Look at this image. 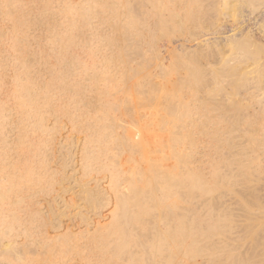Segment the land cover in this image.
<instances>
[{
    "label": "bare ground",
    "instance_id": "1",
    "mask_svg": "<svg viewBox=\"0 0 264 264\" xmlns=\"http://www.w3.org/2000/svg\"><path fill=\"white\" fill-rule=\"evenodd\" d=\"M222 1L0 0V264H264V0L198 35Z\"/></svg>",
    "mask_w": 264,
    "mask_h": 264
},
{
    "label": "rangeland",
    "instance_id": "2",
    "mask_svg": "<svg viewBox=\"0 0 264 264\" xmlns=\"http://www.w3.org/2000/svg\"><path fill=\"white\" fill-rule=\"evenodd\" d=\"M221 1H222V0H221ZM226 1H227V0H226ZM229 1L231 2V5H233L232 8H231V5H230V2H229ZM229 1H228L229 3L226 2L227 5L229 4L228 6L226 5L227 7H224V5L222 4L223 2H225V0H223L222 2H219V3H220L219 5H218V4L216 5V6H220V8H221L222 6H223L225 9L227 8V9H226V12H228V14H227L226 12L224 13V10L222 9L221 11H223V12H221L220 15L217 16L218 19H217V17H215V16L213 17V16H212V18L209 19L210 22H206V24H205V28H204V29H201V30L198 31V33H199L198 35H200V36H204V35L207 34L206 37H209V36H210V37H215L216 35H218V34H217L218 32H221V34H222V32H223V34H224V33H225V34H228L229 32L231 33V30L233 29L232 27H237V26L241 25L240 27H242V28L244 29V30L242 29V31H243L244 33L247 31V32L249 33V34H248V33L243 34L242 37H244V35L247 34L246 37H247V36H248V37H251V39H249V38H248V39L252 41V36H251V35H252V33L254 32V33H253V36H256V37L259 38V37H260V32H259L258 24H256V23H255V24H252V23H254V22H256V21L254 20V22H252L253 20H252V14H251V12L253 11V9H252V6H249L250 3H244V2H242L241 0H232L233 3H232L231 0H229ZM237 1H238V3H237ZM239 1L242 2L243 4L240 3ZM256 2H257V1H255L254 3H255V5L258 7V10L255 8L256 6H254L253 8L256 9V10L258 11V13H259L260 10H262V9L264 8V7H263V6H264V2H263V1H259L257 4H256ZM221 4H222V5H221ZM241 4H242V5H241ZM185 6H188L189 9H193V8L195 7L194 4H192V5L186 4ZM223 7H222V8H223ZM259 7H260V8H259ZM229 8H230V9H229ZM233 8H234V9H233ZM236 9H237V10H236ZM259 9H260V10H259ZM228 10H229V11H228ZM251 10H252V11H251ZM263 10H264V9H263ZM232 11H233V12H232ZM231 13H232V15H231ZM225 16H226V17H225ZM237 16H238V17H237ZM227 17H228L229 19H228ZM240 17H241V18H240ZM257 17H259V16H257ZM260 17L262 18V17H264V16H263V15H262V16L260 15ZM237 18H239L240 20H239V19L237 20ZM261 18H260V20H259V18H258V20L261 21V20L263 19V18H262V19H261ZM216 19L219 20V21H217ZM235 19H236V20H235ZM250 19H251V20H250ZM241 20H242L243 22H242ZM247 20H248V21H247ZM141 21H143V20H141ZM263 21H264V20H263ZM217 22H218V23H217ZM238 22H239L240 24H239ZM245 22H246V23H245ZM242 23H243V24H242ZM259 23H260V22H259ZM262 24H263V23H262ZM214 25H216V26H214ZM242 25H243V26H242ZM252 25H256V27H255V26H252ZM213 26H214V27H213ZM229 27H230V28H229ZM213 28H214V29H213ZM245 28H246V29H245ZM250 28H251L252 30H250ZM255 28H256V29H255ZM34 29L37 30L38 28H35V27H34ZM34 29H33V31H32V29H31L32 32H30V34L33 33L32 35H34V34H35V35H37V34L40 35L39 31H41V30L44 31L45 28H42V27H41L37 32H36V30H35V32H34ZM197 30H198V29H197ZM203 30H204V31H203ZM218 30H219V31H218ZM248 30H250V31H248ZM217 31H218V32H217ZM41 32H42V31H41ZM45 32H46V30H45ZM45 32H43V33H45ZM200 32L203 33V34H201ZM46 33H47V32H46ZM194 35H197V34H194ZM249 35H250V36H249ZM223 38H225V37H223ZM158 39H159V38H156V39H155V40H156V43H157ZM212 39H213V38H212ZM221 40L223 41V43H222V41H221V44H220V45H221V47H222V46L224 47V48H222V50H223V49L225 50V51L223 50L224 53L222 52V54H218L217 51H215L216 49H215V48L213 49L212 47H211V48H208V47H202V48H201L202 50H201V49H199L196 45H193V46H192V49L195 48V47H197V48H196L197 51H198V49H199V52H200V53L205 54L206 57L208 56L209 58H211V62H209V64H211L212 62L214 63L215 61H218V59H220L219 57H221V55H223V54H224V56H225L226 54L230 55L231 52H232V49L235 50L234 47H232V46L226 44V43H228L227 41H224L223 39H221ZM151 42H152V41H151ZM224 43H225V44H224ZM251 43H252V42H251ZM222 44H223V45H222ZM224 45H226V46H224ZM227 45H228V47H229V46H230V47L228 48ZM194 46H195V47H194ZM207 48H208L209 50H208ZM210 49H211V50H210ZM193 50H195V49H193ZM196 50H195V51H196ZM212 50H214V51H212ZM201 51H202V52H201ZM208 51H209V53H208ZM225 52H226V54H225ZM151 53H152V54H150V52H149V53H147V54L145 55V58H144V61H145V62H144V63L149 64L150 66H145L146 69H145L144 72L142 71L143 74H141V77H142V75H144V76L142 77V78H144V79H146L145 77L148 78V76H153V77H154V76H157L156 74H159V75H160V72H161V75H162V76L165 75V77H167L166 73L169 72V77L172 78V80H173V81H172V80H171V81L174 82V80H175V83L170 84L171 82H169V84L166 85V86H165L164 88H162V89H161L162 86H159L161 90H160L159 87H158V91H157L156 89H154V91H152V93L155 92V90H156L157 93L155 92L156 95L154 94V97H155V99L157 98L156 100H158V101L161 100V101H159V102H162V100H166V98H168V96L170 97V96H172V95L174 96V97H173V100H174V99L178 96V94L181 92V94H180L181 97H180V95H179L178 99H176V100L178 101V100L181 98V101L179 100V101L181 102V105H178V107H179V106L181 107L182 104H183L182 101L185 102L184 99H182V97H184L186 100H188L190 96H191V98H192V95H189V94H194V93L197 94V92L199 91V90H198L199 88L197 89L198 91L195 89L197 85L194 83V81H193V80L191 79V77L189 76L190 73L187 74L188 71L193 70V69L191 68L192 65H193V67L195 68L194 65H196V64L194 63V61H190V62H193V63H194V64L192 63V65L190 66V65H189V64H190L189 60H190L191 58H188L189 60L187 61V57H188V56L186 57V53H184V52H180V51H179V55H178V56H179V58H180L182 64H179L180 60H179L178 56H177V55H176V56L174 55L175 57H174V56H173V57H174L175 59H178V60H177L178 62H177L175 59H173V57H172V58L169 57V58L167 59V61H169V62L166 61V64H165V68H168L169 71H168L167 69L162 68V67H160L161 69L157 68V69H158V71H157V69H155V68H151V65H152V64H153V65L156 64L155 61H157V63H158V62H159V58H158V55L156 54V52H153V51H152ZM181 53H183V55L185 54L186 59H185V57H182L183 55H181ZM176 54H178V52H177ZM209 54H210V55H209ZM149 55H150V56H149ZM187 55H190V54H187ZM147 56H149V57L151 58V60H150L149 57H148V59H147ZM180 56H181V57H180ZM210 56H212V57H210ZM215 56L218 57V58L215 59V58H216ZM224 56H223V57H224ZM226 56H227V55H226ZM176 57H177V58H176ZM190 57H191V56H190ZM170 58H171V60H170ZM146 59H147V61H148V60H150V61L147 62ZM183 59H185V60H183ZM212 59H213V61H212ZM172 60H175L177 63H176L175 61H172ZM170 62H171V64H169ZM172 62H173V63H172ZM174 62H175V63H174ZM188 62H189V63H188ZM185 63H186V64H185ZM215 63H216V62H215ZM177 64H179V65L177 66ZM183 64L186 65V68H188L187 66H190L189 68H191V70H189V68H188L187 70H186V68H184V70H186V71H185L186 73H183V68L180 67L181 69H180V68L178 69V67H179L180 65H182V66L184 67ZM168 65H169V66H168ZM166 66H167V67H166ZM171 66H172V67H171ZM173 66L176 67V70H179V71H181V72H179V71H175V68H174ZM149 67H150V68H149ZM152 67H153V66H152ZM163 67H164V66H163ZM169 67H170V69H169ZM171 68H172V70H173L172 73L175 71V72H178L179 75H178L177 73H174V74L171 73V74H172V75H171V74H170V70H171ZM173 68H174V69H173ZM153 69H155V70H153ZM159 70H160V71H159ZM162 70H164V71H162ZM166 70H167L168 72H167ZM165 71H166V73H165ZM146 72H147V74H148L147 76H146ZM196 72H197V71H196ZM164 73H165V74H164ZM154 74H155V75H154ZM175 74H177L178 76L175 75ZM185 74L188 75L187 78H184V77L186 76ZM170 75H171V76H170ZM157 77H158V76H157ZM169 77H167V78H169ZM173 77H174V78H173ZM175 77H177V79H176ZM178 77H179V78H178ZM182 77H183V79L185 80V82L188 81L187 84H189V82H190V85L186 86V88H185V85H186V84H183V83H185V82H184V80H183V81L181 80L180 82H181V83L183 82V83H182L183 86L181 85V87H182V89H184V88H185V89H184V90H180V85L178 86L179 88L176 89V88H175V87H177L176 84L178 85V82H176V80L179 81L180 79H182ZM188 78H189L190 80H192V81H189ZM186 79H188V80L186 81ZM191 83H192V84L194 83V87H193V85L191 86ZM174 84H175V86H174ZM171 85L174 86V87L171 88ZM189 86L193 87L194 90L192 89V90H193V91H192L191 89H188ZM166 87H167V88H166ZM187 87H188V88H187ZM197 87H198V86H197ZM156 88H157V87H156ZM170 88H171V90H172V89H173V90L171 91ZM174 88H175V90H174ZM165 89H168V90H166V93H164L165 95L163 94V95L166 97L165 99H163V98H162L163 95L160 94V92H163ZM178 89L180 90V92H179ZM159 90H160V92H159ZM176 90H177V92H179L177 95H175V94L177 93ZM167 91H169L171 94L169 93V95H168V92H167ZM173 91H175L176 93L173 92ZM183 91H185V92H184L185 95H182V94H183ZM188 91H191V92L189 93ZM164 92H165V91H164ZM192 92H194V93H192ZM200 92H201V91H200ZM200 92H198V94H200ZM152 93H150V95H153ZM173 93H174V94H173ZM187 93H189V94H187ZM159 94H160V95H159ZM144 95L147 96L148 94H144ZM144 95H143V96H144ZM167 95H168V96H167ZM187 95H188V96H187ZM202 95H203V92H201V96H202ZM145 96H144V98H146ZM160 96H161V97H160ZM194 96H195V95H194ZM135 97H136V99H135ZM135 97H134V101H137V99H138V101H140L139 99H141V98H139V97H137V96H135ZM161 98H162V99H161ZM144 100H145V99H144ZM144 100H143V97H142L141 101H144ZM189 100H190V99H189ZM141 101H140V102H141ZM145 101H147V100H145ZM177 101H174L175 104H173V107L176 105V102H177ZM140 102H139V103H140ZM180 102H179V103L177 102V104H180ZM171 104H172V103H171ZM170 107H171V106H169V109H170ZM175 107L178 108L177 106H175ZM182 107H183V106H182ZM176 108H173V109L171 108V111L174 110V109H176ZM167 109H168V107L166 108V110H167ZM169 109H168V110H169ZM168 110H167V111H168ZM159 112H160L159 115L153 116V117L151 118L152 121H155V122H153V125L156 126V128H158L159 126H162V124H163V122H164L162 119H165V117H163L164 114H165V116L167 117V114H166L167 112H166V111H165L166 113H165L163 110H162V111H159ZM159 112H158V113H159ZM162 112H163L164 114H163ZM169 112H170V110L168 111V114L170 115ZM177 112H178V111H177V109H176V113H177ZM156 113H157V112H156ZM171 113H175V110H174L173 112H171ZM176 113H175V114H176ZM161 115H163V116H161ZM154 117H155V118H154ZM161 117H162V118H161ZM153 118H154V120H153ZM160 119H161V120H160ZM157 120H158V124H160V125H158V126L156 125ZM159 121H160V123H159ZM162 121H163V122H162ZM161 122H162V123H161ZM154 123H155V124H154ZM150 139H152V138H151V137H147V138H146V141H149Z\"/></svg>",
    "mask_w": 264,
    "mask_h": 264
}]
</instances>
